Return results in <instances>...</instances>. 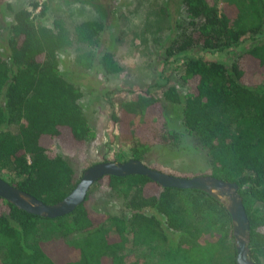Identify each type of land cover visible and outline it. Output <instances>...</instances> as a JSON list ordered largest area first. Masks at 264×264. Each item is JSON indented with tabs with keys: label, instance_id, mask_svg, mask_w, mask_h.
Instances as JSON below:
<instances>
[{
	"label": "trees",
	"instance_id": "trees-1",
	"mask_svg": "<svg viewBox=\"0 0 264 264\" xmlns=\"http://www.w3.org/2000/svg\"><path fill=\"white\" fill-rule=\"evenodd\" d=\"M180 3L184 18L173 25L164 56L180 59L175 67L183 92L159 74L122 96L109 121L118 139L131 144L127 159L142 161L154 146L177 148L180 133L168 128L162 102L177 107L184 131L204 153L206 174L237 184L250 258L264 264V0ZM43 9L31 2L0 24V178L52 204L79 178L69 157L81 170L95 163L89 156L95 133L79 104L80 88L59 70L58 51L70 39L60 20L50 27L36 21ZM103 27L98 20L75 25V41L87 48L73 61L107 77L121 66L109 50H96ZM196 49L237 51L229 65L194 52L183 56ZM255 74L262 75L258 81ZM95 188L116 198L120 211L90 209ZM141 249L146 264H235L229 215L199 190L161 187L137 174L106 175L82 203L55 218L0 198V264H142Z\"/></svg>",
	"mask_w": 264,
	"mask_h": 264
},
{
	"label": "rangeland",
	"instance_id": "rangeland-1",
	"mask_svg": "<svg viewBox=\"0 0 264 264\" xmlns=\"http://www.w3.org/2000/svg\"><path fill=\"white\" fill-rule=\"evenodd\" d=\"M31 2L44 8L43 15L37 16L36 21L50 27L53 20H60L70 39L65 49L58 51L59 70L82 92L79 104L95 133L89 146L91 160L127 159L131 144L118 139L117 130L108 117L110 111L117 108L120 98L133 90L148 87L159 78V74L169 76V81L176 84L180 92L184 90L178 79L179 70L175 67L180 59L164 56V47L172 35L173 25L184 18L180 0H0V24L11 23L13 12L23 6L29 8ZM38 9L36 7L34 13ZM85 20H98L104 25L96 50L105 48L114 54L121 66L118 74L105 77L94 69L83 70L74 63L75 53L87 48L75 41L74 32L75 25ZM260 37L264 39V29ZM196 50L186 51L183 56L194 52L229 65L237 51L226 49L210 53ZM0 52H5L2 45ZM255 75V81L262 76ZM162 103L168 128L180 133L178 146L173 150L154 146L144 153L141 162L181 175L206 174L208 164L204 153L194 147L193 138L184 131L180 110L166 102ZM68 161L74 174L80 176L82 170L79 161L74 157H69ZM87 206L97 211H120V202L100 188L91 191ZM138 253L139 256L145 255L141 263L146 264V251L141 249Z\"/></svg>",
	"mask_w": 264,
	"mask_h": 264
},
{
	"label": "water",
	"instance_id": "water-1",
	"mask_svg": "<svg viewBox=\"0 0 264 264\" xmlns=\"http://www.w3.org/2000/svg\"><path fill=\"white\" fill-rule=\"evenodd\" d=\"M131 174L143 175L161 187L195 189L211 196L229 215L235 264H254L248 248L250 227L237 191V184L207 174L181 177L153 169L137 159L102 160L84 168L73 188L55 203L45 204L2 178H0V198L27 213L55 218L71 212L82 203L88 189L103 176Z\"/></svg>",
	"mask_w": 264,
	"mask_h": 264
}]
</instances>
